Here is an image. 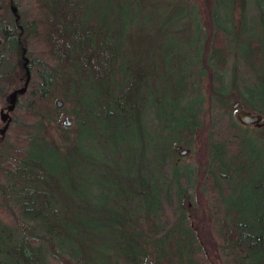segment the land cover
I'll use <instances>...</instances> for the list:
<instances>
[{"label": "trees", "instance_id": "16d2710c", "mask_svg": "<svg viewBox=\"0 0 264 264\" xmlns=\"http://www.w3.org/2000/svg\"><path fill=\"white\" fill-rule=\"evenodd\" d=\"M104 1L30 0L26 17L8 1L0 19V264H264V127L249 135L228 108L264 117V11L238 35L252 81L234 93L232 5L188 0L196 18L177 13L152 37L118 32ZM174 146L195 163L176 164Z\"/></svg>", "mask_w": 264, "mask_h": 264}, {"label": "rangeland", "instance_id": "374dc122", "mask_svg": "<svg viewBox=\"0 0 264 264\" xmlns=\"http://www.w3.org/2000/svg\"><path fill=\"white\" fill-rule=\"evenodd\" d=\"M8 1H11L17 11V14L19 16L26 17L27 16V11L29 9V4L30 0H0V4L3 6L0 8V19H7V14H10L9 8L6 5ZM214 1V0H211ZM257 0H222L224 3L225 9L229 10L230 6L232 5L229 14L227 15L228 21H227V30H228V40L230 44V53H229V58L226 64V69L224 71V76H223V85H227L228 83V78L232 72L234 73L237 81V87L236 91L233 90L234 93L237 92H243L244 88L246 85H250L251 76L248 74L246 69L243 67V65L240 62V58L237 55L236 51V41L239 39V36L242 38L243 41V36L245 35L246 32L251 31V26L252 22L253 24H256L257 21V16L260 14V10L264 11V0H259L258 5L256 4ZM199 2H202V0H199ZM107 5L109 12L111 16L114 18L115 21V27L117 28V31H121V29H124L125 32H132V29H134L135 26L137 25H142L144 27V32L143 35L147 34L149 30H152V37H154L156 30L159 29L161 30L160 33L165 34L167 30V22L170 21V19L175 16L177 13H192L193 17L196 18V7L197 6H192V4L188 0H154L153 4L154 5H147L146 7H140L137 6L136 4H131L128 1H122V0H106L104 1L103 5ZM102 5L101 0H98V6L100 7ZM5 7V8H4ZM202 8V7H201ZM199 6V9H201ZM8 13H7V12ZM264 16V14L262 15ZM199 17V16H198ZM242 17H244L243 21ZM201 20L200 26L203 28L206 26V18L202 12L201 9ZM190 19H184L182 22L179 24L183 26V29H192L193 24L187 25L186 22L189 21ZM252 21V22H251ZM264 21V17H263ZM118 24V25H117ZM123 25V27H122ZM126 25L128 27L126 28ZM187 31V30H186ZM188 36L184 37L185 30L178 33L182 39H180V44L178 49L183 51L182 53H187L188 55L191 54L193 51L190 45L194 44V38L192 35L195 33L188 31ZM259 33H262L260 31ZM176 35V34H175ZM179 35L177 39H179ZM239 35V36H238ZM177 36V35H176ZM132 49L136 51V54H139L142 58L148 56V51L151 49L150 48V43L146 40H137L133 41L131 43ZM133 50V51H134ZM206 78L202 79V83L200 84L198 81V78L195 76L193 78V81L196 83L200 84V87L202 88V91L205 93V88L203 86V83L206 84L207 80H204ZM234 93L232 97L234 96ZM10 93L7 92L4 97H0V122H1V115L4 113L2 111V108H4L8 102ZM235 102V100H231L229 102L228 108L231 109V104ZM206 106V105H205ZM207 108V107H205ZM241 110L247 111L250 114H258L253 111H249L244 108H240ZM232 111L231 117L234 121L235 117V111ZM166 112V110H163L161 113ZM154 113H158L157 110L154 111ZM260 115V114H259ZM64 116H61V121L63 120ZM69 120V119H68ZM262 120L264 121V117L262 116ZM1 125V123H0ZM255 128L252 126H247L245 127V131L249 135H256V132L254 131ZM51 134V139L54 141H62L61 139V134L59 131L56 129L52 130L50 132ZM261 134H264L262 132ZM141 135L144 136L145 132L142 131ZM169 142V141H168ZM174 161H176V164H179L180 166L184 165H193L195 163V157H191L190 155H186L182 158L178 157L175 155ZM86 179L88 180H93L96 178V173L94 172H84ZM239 201V200H238ZM186 203V202H185ZM197 209L201 211V214L204 212L205 206L201 204H197ZM200 214V213H199ZM195 221V220H194ZM200 229H203V225L199 226ZM233 235V232L230 229V236Z\"/></svg>", "mask_w": 264, "mask_h": 264}, {"label": "water", "instance_id": "95a60500", "mask_svg": "<svg viewBox=\"0 0 264 264\" xmlns=\"http://www.w3.org/2000/svg\"><path fill=\"white\" fill-rule=\"evenodd\" d=\"M12 12H15V9H11ZM26 62V60H24V63ZM11 100L13 99V96H10ZM55 106L57 108H61L62 103L61 101L57 100L55 101ZM10 106L7 107L8 110H10ZM231 109L233 111H235L234 117L236 122L241 125V126H252L254 128H262L264 127V121L262 120V116L259 114H250L247 111L241 110L239 109V103L238 102H233L231 104ZM6 115L2 114L1 115V119L5 118ZM62 125L68 127L70 125V122L68 121L67 117H64ZM173 151L176 152L178 154V156L180 157H184L187 154H189V150L185 149V148H181L179 146H174L173 147ZM151 264V263H148Z\"/></svg>", "mask_w": 264, "mask_h": 264}, {"label": "flooded vegetation", "instance_id": "af4514ba", "mask_svg": "<svg viewBox=\"0 0 264 264\" xmlns=\"http://www.w3.org/2000/svg\"><path fill=\"white\" fill-rule=\"evenodd\" d=\"M11 9V6L9 7V10ZM14 9V8H13ZM15 11H16V9H15ZM15 13V12H14ZM15 15V14H14Z\"/></svg>", "mask_w": 264, "mask_h": 264}]
</instances>
